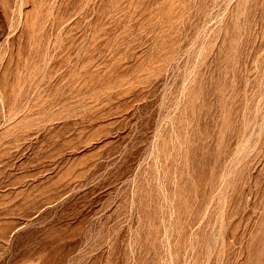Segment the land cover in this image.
I'll return each mask as SVG.
<instances>
[{"label":"rangeland","instance_id":"obj_1","mask_svg":"<svg viewBox=\"0 0 264 264\" xmlns=\"http://www.w3.org/2000/svg\"><path fill=\"white\" fill-rule=\"evenodd\" d=\"M0 264H264V0H0Z\"/></svg>","mask_w":264,"mask_h":264}]
</instances>
